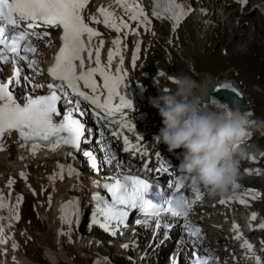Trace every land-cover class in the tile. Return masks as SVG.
<instances>
[{
    "label": "snow or ice",
    "instance_id": "snow-or-ice-1",
    "mask_svg": "<svg viewBox=\"0 0 264 264\" xmlns=\"http://www.w3.org/2000/svg\"><path fill=\"white\" fill-rule=\"evenodd\" d=\"M246 3L247 0H241ZM89 0H0V66L13 60L18 65L14 71V77L5 82H0V151L4 150V138L13 131L19 134V137L25 147L31 143L32 154L35 155L41 146L56 151L60 146H68L76 150L81 149V140L85 137V125L79 119L73 117V112H79L81 116L85 115L81 110V103L87 102L88 105L94 106L98 111L95 115L98 121H107L116 123L117 114L123 115V110L132 109L133 104L121 94L124 74H113L110 68L113 58L116 55L123 57L120 51L121 40L113 41L116 46L115 52L108 53L107 67L101 64L100 49L103 47V40H100L99 46L93 49V38L99 37L100 33L89 27L85 22L83 10L87 7ZM116 3L125 10V14H130L132 21H138L140 25H151L144 8L138 0H116ZM99 13L103 16V23L120 33L122 30H129V23L120 18L117 23V14L101 7ZM190 14V10H185L177 0H154L153 16L156 18H167L173 22V30L179 27L182 20ZM95 23H100L98 19L92 17ZM62 29L61 42L62 47L55 57V66L49 70V75L58 83H48L47 88L50 90L48 95H42L32 98L30 95L23 98V103L18 102V98L9 90L12 84L20 83L21 79L29 80L28 76H22L25 66L31 68L36 75H41L40 61L36 58V53L40 42L51 37L50 30ZM146 31L150 28L146 27ZM138 34V32H133ZM153 35L155 33L153 32ZM30 37L32 39H30ZM51 46V45H49ZM140 48H136V56L133 58V66L138 59ZM11 57V59H10ZM95 65V66H93ZM103 80V91L98 85L96 76ZM160 75H164L160 73ZM89 89L91 94H86L81 90L80 82ZM172 82H176L173 80ZM43 87V85H35ZM227 87V86H226ZM71 90V92L68 91ZM59 93V94H58ZM70 96L79 97L73 103ZM104 96L103 102L101 97ZM64 99V103L73 104V108L67 111L63 119L55 121L54 117L60 116L57 108L58 102ZM210 105L218 106L216 100H209L208 104H202V110H208ZM232 110L226 111V116L231 117ZM250 115V114H249ZM127 127V125H125ZM104 133L101 132V136ZM113 135H119L113 133ZM85 143L89 142L87 139ZM124 151H130L129 139L124 137ZM89 158L91 167L97 169V160L91 151L83 153ZM147 155V153H144ZM23 159V158H22ZM113 154L109 163L115 160ZM61 172L59 178L63 179V165L60 166ZM147 170V169H146ZM124 174L115 178L112 183H104L102 187L107 190L111 196V202L103 196L94 195L96 201V212L93 214L92 223L98 224L111 235H116L122 227H128L130 213L138 211L146 219L135 221L136 224L149 226L150 220H155L157 227L160 226V218L163 215H170L173 218H183L185 220V230L193 241L192 264H209L214 260L218 264V258L200 255L199 245L203 242L204 236L199 227H194L187 220L191 211V204L187 197V206L182 211H174L171 208V200L177 195H182L184 182L175 181V191L166 192L161 189L159 184L153 185L149 180L139 175ZM69 175L77 174L71 167L68 168ZM21 176L26 179L24 173ZM56 175L50 177V181L56 179ZM14 181H10L8 187H11ZM172 188V185H168ZM154 193V198H149ZM198 200L202 197L197 195ZM23 197L17 200L16 208L18 209ZM51 198H49V202ZM221 204L226 201L221 200ZM245 204V200H240ZM8 205L4 201L3 194H0V209H5ZM61 220L70 227L73 224V216L78 217L80 214L78 201H68L61 207ZM104 218L101 223L99 217ZM15 219L19 220L17 212ZM256 219V214L252 215ZM11 227V224L9 225ZM167 227V225H165ZM264 228V224L260 225ZM234 230L238 232V225H234ZM63 234V233H62ZM3 235V229L0 228V236ZM240 239V235H237ZM6 239H0V243H6ZM14 250L18 249L14 241L12 244ZM243 247L249 251L252 245L244 242ZM174 264L178 262L174 261ZM257 264H260L259 260Z\"/></svg>",
    "mask_w": 264,
    "mask_h": 264
},
{
    "label": "bare ground",
    "instance_id": "bare-ground-1",
    "mask_svg": "<svg viewBox=\"0 0 264 264\" xmlns=\"http://www.w3.org/2000/svg\"><path fill=\"white\" fill-rule=\"evenodd\" d=\"M145 1L151 6L152 0ZM228 1L230 5H236L234 10L228 9L222 2L217 1L195 6L191 0H177L185 10H190V14L175 29L178 30L177 32L173 30L171 20L168 19L161 23L159 30L167 37L161 40L160 36L154 41L144 44V53L146 56H150L153 66L150 68V63L149 65L142 64L138 75L144 79L149 75L154 81H160L159 84L163 85L170 79L175 80L177 76L188 75L202 85L201 105L207 104L206 94L209 91L224 85L232 86L245 96L246 104L241 111L246 113L251 121L250 110L254 109L253 97L249 96L240 84H237V81H232L233 79L228 75L220 77L219 80H214L209 75L197 78L198 76L194 73V71L211 69L197 65V61L208 62L213 54H217L223 49L231 57L238 55L241 58H247L250 62L255 56L261 57L259 69L264 71V0H247V7L242 4L241 0ZM237 2L239 4H236ZM257 5L258 7H256ZM151 47L154 51L149 49ZM155 53L158 54L157 58ZM183 59L193 61V66H183ZM210 63L209 60L208 64L210 65ZM14 71L13 67H0V82L13 78ZM160 73L164 75H160ZM25 75L31 78V82L21 79L20 83L9 86L17 97L24 98L25 94L33 97L46 88L43 78L31 74L26 66L22 72V76ZM23 83L26 84L25 88H23ZM35 85H43V87H35ZM156 91L159 94L160 90L155 89ZM87 120L85 127L88 126L93 130V134L100 132L99 137L101 138L102 130L98 129L95 122L89 117ZM106 145V143L100 144L101 147ZM251 145L257 144L253 142ZM106 149L109 151L103 152V154L110 160L113 155L109 147ZM263 161V155L258 154H254L253 157L248 155L240 160L237 181L248 187L254 184L261 185L262 174L264 175ZM61 165L64 169L62 180L58 175L61 172ZM31 166L34 174L28 180L25 179L24 184L29 206H26V202L21 225L23 231L22 233L16 232L14 239V242L19 245L18 249L14 250L13 242L11 244L10 264H31L24 259L25 256L40 264H174L171 263V254L174 251L169 252L173 237L162 240L165 235L162 234L159 237L161 229L149 231L145 229L146 226L137 227V224L133 222L132 230L121 241L107 239L97 232L87 235L83 230L80 231L88 218L85 201L90 192L95 190V180L101 179L102 182H107L109 180L107 175L98 177L93 173H87L85 163L78 156L65 153L39 159L32 162ZM69 167L74 169L78 175L70 176ZM112 168L119 175L129 173L131 168V171L137 169L123 160L115 161ZM246 168H251L252 173H243ZM54 175L57 178L50 181L49 178ZM27 186L30 191L25 189ZM49 198H51L50 202ZM66 199H73L79 203L80 214L78 217L75 216L76 221L72 227L64 225L59 219L58 208ZM259 207L260 205H258ZM31 220L33 227L27 229L25 224ZM35 229H41V234H34ZM60 233H63L62 237H59ZM171 236L173 235L171 234ZM77 245L78 247H75ZM188 247L186 246L180 256L176 258L175 261L178 264L188 263L187 261L185 263V260L190 256ZM137 249L138 252L133 255Z\"/></svg>",
    "mask_w": 264,
    "mask_h": 264
},
{
    "label": "clouds",
    "instance_id": "clouds-1",
    "mask_svg": "<svg viewBox=\"0 0 264 264\" xmlns=\"http://www.w3.org/2000/svg\"><path fill=\"white\" fill-rule=\"evenodd\" d=\"M175 81L174 89L151 101L163 122L155 140L169 152L184 150L186 172L195 190L203 186L209 196H225L236 183L239 161L249 155L245 141L250 120L238 108L231 117L202 110V85L188 75L177 76ZM186 206L183 195L171 200L174 211Z\"/></svg>",
    "mask_w": 264,
    "mask_h": 264
},
{
    "label": "rangeland",
    "instance_id": "rangeland-1",
    "mask_svg": "<svg viewBox=\"0 0 264 264\" xmlns=\"http://www.w3.org/2000/svg\"><path fill=\"white\" fill-rule=\"evenodd\" d=\"M236 4H239L238 2ZM245 4V6L247 7L246 3H242ZM236 5H230V7H228V9L234 10ZM258 7V5L256 6ZM176 32L178 30H175ZM163 36V37H162ZM167 36L165 34L162 33L161 35V40L166 38ZM159 41V40H158ZM220 52V53H219ZM228 52L226 50H220L217 52V54H213L212 57H210L208 59L211 61L210 65L208 64L207 61H197V65L202 66L204 68H211L208 71H202L200 70L199 72L194 71V73L198 76L197 78L203 77L205 75H209L212 79L214 80H219L220 77H224L228 75V77L232 78V81H237L238 85L240 84V86L242 87V89H244L245 92H247V94L249 96L253 97V108H251L250 110V124L251 127H253V129L256 130L257 132V136L259 135V131L263 132L264 134V71H261L259 69V66L261 64V57L259 56H255L253 61L250 62L249 60H247V58H241L238 55H232L229 56L227 54ZM220 54V55H219ZM216 55V56H215ZM218 55V57H217ZM156 58L158 57V54L155 53ZM155 58V59H156ZM150 61V59H149ZM183 66L185 67H192L193 66V61H189L187 59H183ZM150 63V65H149ZM147 63V65H149V67L151 68L153 65H151V61ZM207 65V67H206ZM166 84V86H165ZM163 85V84H161ZM175 88V83L172 82V80H168L164 83V85L162 86V89L160 90L159 94H163L165 91H169ZM162 90H164V92H162ZM249 90V91H248ZM253 92V93H252ZM249 128V129H250ZM254 130V131H255ZM254 143H256L257 145L252 146L251 144H249L247 146L248 150H252L255 154L258 155H263V160H264V135L259 136L258 138H256L255 141H253ZM252 142V143H253ZM254 155V154H252ZM263 170H264V161H263ZM34 171H32V173L30 174V176H33ZM263 174H262V179H261V185H264V178H263ZM27 189V188H26ZM27 207L29 206V202H27ZM262 209L264 210V202L262 203ZM38 219V217H37ZM33 221L31 220V222L29 221L28 224H25V227L31 228V226L33 225L32 223ZM33 227V226H32ZM22 227H20V233H22ZM41 229H35L34 230V234L40 235L41 234ZM82 231V229L80 230ZM18 232V230H17ZM25 232H27V230L25 229ZM30 236V235H29ZM59 237H62V233L59 234ZM75 247H78L75 246ZM71 248V247H70ZM138 252L135 251V253L133 252V255H136V253ZM25 260H28L31 264L34 262L32 260H30L27 256L24 257ZM33 264H40L39 262H34ZM72 264V263H69Z\"/></svg>",
    "mask_w": 264,
    "mask_h": 264
},
{
    "label": "water",
    "instance_id": "water-1",
    "mask_svg": "<svg viewBox=\"0 0 264 264\" xmlns=\"http://www.w3.org/2000/svg\"><path fill=\"white\" fill-rule=\"evenodd\" d=\"M226 88V87H224ZM214 91H210L209 95H208V98H210V100L213 98V93ZM221 93H224L223 94V97L226 98L228 101H232V97H239L237 96L233 91H230V90H224V89H221L220 90ZM217 102V105H223V106H229V107H236V106H233L232 104H224V103H221L219 102L218 100H216ZM212 109H215L216 107H219V106H214V105H210ZM220 109V108H218ZM227 110V109H225Z\"/></svg>",
    "mask_w": 264,
    "mask_h": 264
}]
</instances>
